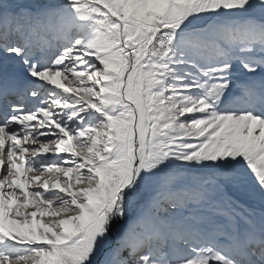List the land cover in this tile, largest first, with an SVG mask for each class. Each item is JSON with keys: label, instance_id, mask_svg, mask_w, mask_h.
<instances>
[{"label": "snow or ice", "instance_id": "snow-or-ice-1", "mask_svg": "<svg viewBox=\"0 0 264 264\" xmlns=\"http://www.w3.org/2000/svg\"><path fill=\"white\" fill-rule=\"evenodd\" d=\"M0 264H264V0H0Z\"/></svg>", "mask_w": 264, "mask_h": 264}]
</instances>
